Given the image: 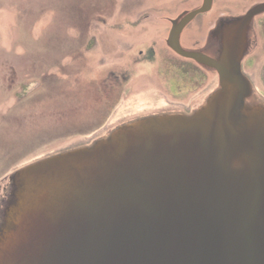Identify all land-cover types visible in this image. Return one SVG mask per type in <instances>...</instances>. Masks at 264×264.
Masks as SVG:
<instances>
[{"label":"water","instance_id":"obj_1","mask_svg":"<svg viewBox=\"0 0 264 264\" xmlns=\"http://www.w3.org/2000/svg\"><path fill=\"white\" fill-rule=\"evenodd\" d=\"M212 2L173 19L167 43L216 89L191 114L138 118L9 174L0 264H264V105L242 71L264 1L217 19L214 56L183 48Z\"/></svg>","mask_w":264,"mask_h":264},{"label":"rangeland","instance_id":"obj_2","mask_svg":"<svg viewBox=\"0 0 264 264\" xmlns=\"http://www.w3.org/2000/svg\"><path fill=\"white\" fill-rule=\"evenodd\" d=\"M261 1L213 0L211 9L183 32L202 43L216 18L240 15ZM201 3L0 0V200L9 174L27 163L89 145L152 109L200 104L216 87V73L206 74L196 87L200 79L180 80L165 63L174 55L165 46H156L151 63L137 61L144 56L138 52L154 44L152 38L166 34L164 16L174 17ZM139 18L143 21L135 26ZM249 39L242 60L253 89L249 102L264 105V13L255 17ZM122 72L128 78L125 93L108 82ZM173 75L172 87H182L177 96L168 93Z\"/></svg>","mask_w":264,"mask_h":264},{"label":"flooded vegetation","instance_id":"obj_3","mask_svg":"<svg viewBox=\"0 0 264 264\" xmlns=\"http://www.w3.org/2000/svg\"><path fill=\"white\" fill-rule=\"evenodd\" d=\"M180 14H177L174 17H169V16H164L163 18L166 19V21L168 22L169 26L168 29L165 31V35L159 34V37L156 38H152L151 39V43H154L153 45H148L145 47L144 52H141V50L138 52L140 53L139 55H141V53H144V56L142 54V59L138 60L137 62H145V60H147V62L151 63L153 60L152 58L154 57V51L156 46H158V48L163 50V47L165 46L166 49L170 50L174 55H170L169 58H165V63H168V66L171 68L172 71H174L177 77H180V80H183L184 82H187V77H189V81L192 83L195 79L196 81L200 79L199 82L194 83L193 85L196 87L198 86V84H202V82L204 81V79H206V74H212L215 72L211 71L209 69H206L205 67L201 66L200 64H198L196 61H194L193 59L190 58H186L183 57L179 54H177L175 51H173V49H171L167 43L168 40V36H169V32L172 26V20L177 18ZM148 17V15H144V20H146V18ZM220 17V16H219ZM197 17H195L185 28H188L189 26H191ZM218 19V18H216ZM161 20V19H159ZM141 21H143V19H137L135 22V26H139L141 24ZM217 21V20H215ZM216 24V22H214ZM214 24V26H215ZM214 26H212V28H208L206 31V35L205 38L203 40L202 43H200V40L198 39H190L188 35L184 34V30L181 32L180 38H179V42L180 45L185 48V49H190V50H203L207 55L209 56H214L218 50V44H217V39L212 38L210 40H208V33L209 31H211ZM161 43H163V46H161ZM171 57L174 58L171 59ZM173 61H171V60ZM154 63H156V61H154ZM153 63V64H154ZM216 76V74H215ZM171 79H175L174 75L173 78L170 77L169 78V82H168V93L171 96H177V94L179 93V91L182 90V87H180L179 84L176 83V85L174 87H172V83H171ZM215 79H217V77H215ZM128 81V78L125 77L124 72H122L121 76H114L111 78V80H108V82L110 84H112L113 86H115L117 89L119 90L121 89L122 93H125V89H124V84ZM218 81V80H216ZM217 87V85H216ZM216 87H214L213 89H211L203 98L202 102L200 104H198L197 106L194 107H170V108H163V109H152L149 112H144L146 116H150V115H157V114H167V113H182V114H191L193 113L204 101L205 99L210 95V93L216 89ZM194 88V87H193ZM141 115V114H140ZM139 116V115H136ZM134 120V119H133ZM132 121V120H130ZM127 121V122H130ZM125 122V123H127ZM123 124V123H122ZM120 124V125H122ZM117 127V126H116ZM9 188H10V183L8 182V187H6L5 190V195L4 197L0 200V201H4L6 199V196L9 192ZM0 209H1V205H0ZM1 222V220H0Z\"/></svg>","mask_w":264,"mask_h":264},{"label":"trees","instance_id":"obj_4","mask_svg":"<svg viewBox=\"0 0 264 264\" xmlns=\"http://www.w3.org/2000/svg\"><path fill=\"white\" fill-rule=\"evenodd\" d=\"M101 138V137H100ZM95 141V140H94Z\"/></svg>","mask_w":264,"mask_h":264}]
</instances>
